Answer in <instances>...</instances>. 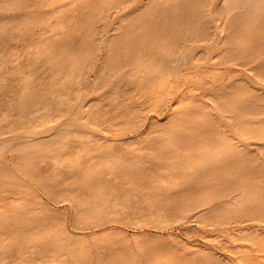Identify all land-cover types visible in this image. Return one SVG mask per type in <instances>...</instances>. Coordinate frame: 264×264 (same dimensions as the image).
Masks as SVG:
<instances>
[{
    "label": "bare ground",
    "instance_id": "1",
    "mask_svg": "<svg viewBox=\"0 0 264 264\" xmlns=\"http://www.w3.org/2000/svg\"><path fill=\"white\" fill-rule=\"evenodd\" d=\"M0 264H264V0H0Z\"/></svg>",
    "mask_w": 264,
    "mask_h": 264
}]
</instances>
